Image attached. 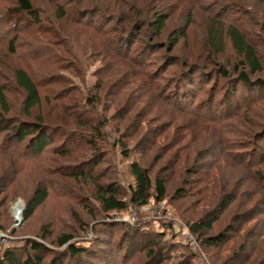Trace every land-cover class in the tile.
I'll use <instances>...</instances> for the list:
<instances>
[{"label":"rangeland","instance_id":"1","mask_svg":"<svg viewBox=\"0 0 264 264\" xmlns=\"http://www.w3.org/2000/svg\"><path fill=\"white\" fill-rule=\"evenodd\" d=\"M140 2L144 3L143 0ZM215 2L210 0L209 5L206 4L203 8H198L190 21L186 14L173 9L162 35L158 37L153 35L150 38L153 43L159 42V45L163 47L162 50L152 56L148 54V51H142L139 55L145 57L149 62L146 67L141 68L142 70L145 68L148 71L153 70L162 62L166 63L167 59H164L163 54L168 50L169 34L175 30L187 29V36L179 40L169 55L177 60H188L195 63L192 66L198 65V67L208 69H202V72H208L212 67L213 71L212 74L209 73L210 76L195 73L198 78L202 77V81L206 82L205 89H201L200 81L196 85L186 84L182 78L188 73L186 70L184 73L171 74L172 69L168 71L167 76L165 75L169 83L175 80L179 86L174 85L177 89L172 87L171 91L170 89L166 90L169 84L163 81L161 94L162 96L165 94V97L180 107L183 112H186L183 109H187L189 104L192 107V103L200 101L209 103V98L204 90L208 92L212 86L216 87L213 72L219 66L212 65V61L213 64L224 61L229 64V69H233L238 60L236 52L229 48L230 46L223 56H214L215 54L206 49L205 41L210 17L207 9L218 8L214 5ZM247 6L251 7L248 11L253 13L251 18L255 24L251 25L252 32L250 34L264 42V1L253 0ZM45 7L52 18L56 20L53 14L54 4L45 5ZM0 8L5 11V21L0 23V82L5 81V78L8 77L7 68L12 69L13 66L19 65L26 66L35 80L40 82L42 79L49 81L51 76L55 75L59 77L58 83L42 86L43 95L51 93L52 89L62 90L53 91L54 94L68 91L70 97H76V100H72L73 102L80 101L82 104H86L89 95H98V102L94 108L79 107L77 109L83 112V120H88V126L81 125L71 114L53 107L52 104L45 103L36 108L35 116L41 112L46 115L45 121L48 124L56 125V123L63 122L66 127L74 129L76 133L83 131L84 134H87L86 136H93V138H98L93 132L94 124L96 125V113L101 121L106 122L102 128L105 141L98 140L104 149V160L92 177H82L76 180L74 177L64 174L50 175L48 171V169L51 171V168L65 163L74 165L77 161H84V169L91 167L93 160L89 156L93 153H91L90 145H80L78 152L71 154L70 157L59 156L49 151L41 158L24 159L25 161L19 163L11 160L10 156L6 155L0 147V189L3 184L6 185V190L0 195V256L13 246L20 250L23 249L26 241L27 243L38 241L49 248L58 249L59 246L55 242L61 234H72L74 236L72 241L85 242L88 247H91L90 243H86V240L95 237L93 231L96 230L98 224L106 221L103 207L96 199L95 186L97 183L95 181L106 182L114 177L122 190L127 193L125 195L127 197L128 186L131 183L134 184V177L131 175L129 167L131 160L135 156L140 157L143 154L145 163L153 165L155 173L164 167V174L168 179V198L160 204L154 203L153 200L143 208L128 207L127 211L122 214L114 212L111 214L115 220L120 216L124 218L123 220L131 222H137L140 214H144L148 217V229L164 236V238L159 237L161 244L155 247V249L162 248V255L160 254L162 263L152 260L151 264H177L182 258L191 259L193 264H264V190L258 186L257 174L253 173V169L249 170L243 165L228 160L225 163L220 162L218 166L214 167V164L210 163L212 159L206 156L200 157L201 154L205 155V152L212 146L209 140L204 139L206 136L203 134V127L190 124L193 129L189 131L185 127L187 120L190 121L189 115L179 113V108H173L170 104L161 101L159 97L154 98L156 92L149 90L147 78L141 76L138 82L135 80L134 74H137L138 68L130 61L119 56L115 58L108 55L107 58H104L102 51L106 50L105 41L97 31L85 29L70 18L62 19L58 23L62 36L67 39L61 38L60 43L63 45L59 46L54 43L56 47L52 48L48 42L49 37L52 36L51 33L49 34L52 29L38 28L34 26L33 21L26 20L20 16L21 14L15 13L12 1L7 3L0 1ZM145 8L143 6V9ZM145 10H147L144 12L146 17L151 15L149 11L151 13L154 11L152 7L149 11L147 8ZM48 12H45L47 16ZM45 14L42 15L44 24L51 23L52 26L54 21L47 18ZM115 14L117 15L108 16L107 20L101 24V32L104 34L110 33V36H115L117 30L120 31L124 28L122 25L124 17L122 16V20L118 12ZM116 16H119L117 20ZM102 18H99V22ZM24 26L27 31L24 36H21L22 39L17 40L14 48L16 53H12L9 41L15 35V28L22 27L23 29ZM51 28L54 31L55 24ZM126 42L129 43V39L124 42L117 40L114 44L119 49L120 47L125 49ZM139 45L140 43L135 44L133 53L136 52ZM32 46H34V50L29 51L28 48L31 49ZM43 47H45L44 51ZM260 50L263 52L264 61L263 45H260ZM52 55L53 59H51ZM234 82L235 80H232L230 84ZM219 85L221 86V82ZM6 91L9 99L14 103L12 112L16 114L19 112L17 108L22 101V93L15 87H9ZM252 96L256 97V93ZM240 119L233 120L234 127L241 128L242 125L244 130L249 129L247 135H252L248 139L249 141L252 139V142H256L260 138H264V101L252 106ZM167 122H170L167 128L164 126L158 128L162 123L165 125ZM159 129L163 131L164 135L158 136L155 139L154 148L149 149L151 138L152 136L154 138L153 134ZM122 132L130 134V138L127 139L129 149L132 151L130 158L125 157L118 143ZM175 136H177V141L181 137L185 138L186 142L189 141L188 147L190 148L185 153H181L182 155L180 154L179 157L173 147ZM229 137L233 151L240 150L241 145H243V149L245 148L247 139L233 134ZM61 140L62 137H58L55 144H59ZM72 141L74 144L77 143L75 139ZM183 141L180 140L179 143H183ZM2 143L3 136H0V146ZM251 146L250 148H252ZM245 150L248 151L247 148ZM241 157L245 156L241 155ZM88 158L91 160H86ZM246 160L249 159L246 158ZM167 165L170 166L169 169ZM258 167L264 170V163L257 165ZM206 169H211L208 181H211L212 188L208 189L205 200L195 201L194 197L189 196L180 198L179 189H189L188 194H191L202 187L203 183H206L197 181L204 177L202 173ZM99 171H103L105 177L104 175L99 176ZM195 171L198 172V175L193 173ZM54 178L60 180L62 184L49 186L50 195L46 202L35 211L32 217L25 219L24 212L28 198L41 182H49ZM246 191H249L250 195L244 194ZM231 192H243V198L236 199L235 203L220 214L211 230H203L202 235L199 236L194 234L189 224L212 213L223 196ZM253 192H255L254 195ZM18 204H22L21 209L16 207ZM16 210L19 212L21 210V214L18 212L17 215ZM162 220H166L167 223H163ZM121 232L122 229H117L114 233L116 235L110 238L113 245L107 246L111 251L104 252L109 256L108 260L103 261L101 255H85L82 260H88L89 263L96 261L99 264H111L110 256L113 260L118 256L120 261L127 250L124 249L118 255L119 250L111 248L116 246ZM225 233L230 236L233 234L232 237H228L226 244L218 247L205 245L203 240L205 237L209 238ZM142 240L138 243L139 248L143 244ZM99 247L94 246L97 251H100ZM146 252L142 251L141 254L137 252V255H140H135L131 264H142V261L146 260ZM26 253L34 254L35 252L28 251V248L26 251H19L21 256H25ZM39 254L44 257L45 263L50 260V254L45 252ZM63 260L72 264H84L65 257Z\"/></svg>","mask_w":264,"mask_h":264},{"label":"trees","instance_id":"2","mask_svg":"<svg viewBox=\"0 0 264 264\" xmlns=\"http://www.w3.org/2000/svg\"><path fill=\"white\" fill-rule=\"evenodd\" d=\"M0 1H6V3L12 1L15 7L14 12L21 14L20 16H23L26 20L33 21L34 26L38 28L53 30L51 27L55 24V30L49 32L52 36L51 38L49 37L48 42L52 48L56 47L55 44L59 46L63 45L60 41L61 38L63 39L65 36H62V31L58 23V21L62 19L70 18L85 29L97 31L102 35L105 41L106 50L102 51L104 58H107L108 55L115 58L119 56L120 58L130 61L138 68L137 74H134L135 80L138 82L141 76L147 78L146 81L148 83H146L150 86L149 90L156 92L154 98L159 97L161 101L170 104L175 109H180V107L171 103L167 97H165V94L164 96L161 94L163 81L169 84L166 90L170 89L171 91L172 87H175L174 85L179 86L177 85V81L174 80L169 83V80L165 78L168 71L173 69L171 74L184 73L185 70L186 72L188 71L186 74L187 76H182L184 82L190 86L196 85L200 81L202 85V88L200 87L201 89H205L206 82L202 81V77L198 78L195 73H201V75L206 74L205 76H210V74H212L213 67L210 68L208 72H202V69H208L198 67V65L192 66L195 63H191L188 60H177L169 55V53L175 49L179 40L187 36L186 28L172 31L169 34L167 42L168 50L163 54L164 59H167L166 63L162 62L153 70L148 71L146 68L142 70L141 68L146 67L149 62L145 57L139 56L142 51H148V54L152 56L154 53L162 50L163 47L159 45L160 43H153V40H150V38L153 35L155 37L162 35L167 21L170 18L169 14L173 9L186 14L190 21L193 18L194 12L200 7L203 8L206 4L209 5L210 0H143L144 3H141L140 0ZM251 1L253 0H213V2H215L214 5L218 8L215 9V7H210L207 9L210 17L206 33V49L209 50L208 52L215 54L214 56H223L226 51L231 48L236 52L238 60L236 59L237 63L233 69H229V64H226L224 61H219L215 64H213L214 62L212 61V65L219 66L218 69L213 72L215 75L216 87L212 86L208 92L204 90L207 98H209V103L200 101L199 103H192V107H190L189 104L187 109H183L186 112H183L182 109L177 111L179 113L181 112V114L189 115L190 121L188 119L185 123V127L189 129V131L193 129L190 127V124L203 127L202 131L206 136L204 139L209 140L212 146L208 151L205 150V155L201 154L200 157L206 156L212 159L210 163L214 164V167L218 166L220 162L225 163L228 160L233 161V163H238L241 166L243 165L249 170L253 169V173L257 174L258 186L262 187L264 190V170H261L259 167L257 168V165L264 163V141L261 142L264 138H260L256 142H252V139L249 141L248 139L252 136L247 135L249 129H247V131L246 129L244 130L242 125L241 128L234 127L235 123L233 122V120H238V118L241 120L240 117L242 118L245 112H248L252 106L264 101V76H262L264 73V61L262 56L263 52L260 50V45L264 46V42L260 39L257 40L258 38H255L257 36L254 35V37H252L250 34L252 32V30H250L251 25H255L251 18L253 13L248 11L251 7L247 6L251 4ZM43 4H54L53 14L56 20L52 18ZM143 6H145L148 11L151 7L154 10L152 13L149 11L151 15H149V17L147 16L148 18L144 14L147 10H145L146 8L143 9ZM111 11L112 13H110ZM45 12H48L49 15L47 16ZM116 12H118L122 20V16L124 17L125 22L123 21L122 24L124 28L120 29V31L117 30L115 36H110V33L104 34L101 32V24L103 21L107 20L108 16L117 15L115 14ZM43 14L54 21L52 26L51 23L48 25L44 24L42 18ZM116 17L117 20L119 16ZM99 18H102L100 22ZM3 21H5V11L0 8V23ZM24 29L25 26L23 29L22 27L15 28V35L9 41V47L13 50L12 53H16L14 48L17 40L19 38L22 39L21 36H24L27 31ZM128 39L130 44L126 42L125 49H121V47L119 49V47L114 44L117 40L124 42L128 41ZM39 42H41V40H39ZM137 43H140V45L137 46L136 52L133 53V48ZM36 49L40 51L37 47ZM44 49L45 47L42 48L43 51ZM28 50L33 51L34 46H32L31 49L28 48ZM51 59H53V55ZM7 69L8 77L5 78V81L0 82V136H3V143L0 147L3 152L10 156L11 160L19 163L20 161H25L24 159L41 158L49 151L59 156L70 157L71 154L78 152V147L80 145H90L91 153H93L89 156L93 160V165L91 167L84 169V161H77L74 165L65 163L51 168V171L48 169V171L50 175L64 174L74 177L76 180L82 177L87 178L88 176H94L97 167L103 162L105 156L103 154L104 149H102V145L99 144L98 140L100 142L105 141V134L102 133V128L106 122L98 118V113L95 115L96 125L94 124L93 127L94 135H97L98 138H93V136H86L87 134H84L85 132L83 131L76 133L74 129L66 127L63 122L56 123V125L48 124L45 121L46 115L40 112L35 116L34 111L45 103L47 105L52 104L53 107L60 108L68 114H71L81 125L88 126V120H83V112L77 109L79 107L94 108L98 102V95H89L86 104H82L80 101L73 102L72 100H76V97H70V92L68 91L54 94L53 91L62 90L52 89L50 90L52 91L51 93L43 95L41 90L42 86L58 83L59 77L53 75L50 78L51 81L42 79L40 82L35 80L28 68L24 65H19L17 67L13 66L12 69ZM232 80H235V82L230 84ZM159 81L161 82L159 83ZM220 82L221 86L219 85ZM9 87H15L17 91L22 93V101L17 108L19 112H16V114L12 112L14 110V103L11 102L7 95L6 90ZM175 89L177 88L175 87ZM240 90L244 92L241 93ZM255 93L256 97H253L252 94ZM83 111H85V109ZM74 113L76 114L75 116ZM169 123L167 122L165 125L162 123L158 128H161V126L167 128ZM160 130L161 129L153 134L154 138L152 136L149 149L154 148L155 139H157L158 136L164 135L163 131ZM231 134L247 139L245 148H247L248 151L245 150V148L243 149V145L239 147L240 150L237 152L233 151L231 138L229 137ZM120 136V140H118L120 148L125 154V157L127 156V158H130L132 151L127 144V139L130 138V134L122 132ZM58 137H62V140L59 144H55ZM176 137L177 136H175L173 141V147L177 151V157H179L181 153H185L190 147H188L189 141L186 142L185 138L180 136L181 138H177L179 139L177 141ZM73 139H75L77 143L74 144L72 141ZM180 140H184L183 143H179ZM250 145H252V148H250ZM142 155L143 154H141L140 157L135 156V158L131 160L129 167L131 175L134 177V184L131 183L128 186L129 194L127 197H125L127 193L122 190L114 177V179L110 178L106 182L100 180L95 181L97 183L95 186L96 199H98L100 205L103 207L106 221L98 224L96 230L93 231L95 237L86 240V243H90L91 247H88V244H85V242L72 241L74 238L72 234H61L55 242V244L59 246L58 249L49 248L38 241H29L28 243L26 241L24 248L27 247L28 251H34V254L26 253L25 256H21L19 251H26L27 248L20 250L13 246V248H9L0 256V264H72L71 262L67 263L64 261V257L72 259L73 261L77 260L78 262H83L84 264H99L96 261H91L89 263L87 262L88 260L84 261L82 259L85 255H101L103 261L108 260L109 256L105 255L104 252L111 251L107 245H113L110 238L116 235L114 233L117 229H122V232L118 237L119 239L116 242V246L111 249L119 250L118 255H120L121 251L124 249L127 250V253L123 256L121 255L122 259L120 261L118 260V256H116L114 260L110 256L112 260L111 264H131L135 255H140L142 251H147L145 253L146 260L142 261V264H151L152 260L162 263L160 256L162 248L155 249V247L160 246V238H164V236H162L161 233H154L148 229L149 221L147 216L140 214L137 222H131L130 220H115L112 218L111 214L113 212L122 214L127 211L128 207L143 208L148 206L153 200L154 203L160 204L168 198V179L164 174V167L155 173L153 165L145 163V159ZM241 155L245 157H241ZM90 158L86 160L89 161L91 160ZM246 158L249 160H246ZM169 167L170 166L167 165L168 169ZM99 172V176L104 175L105 177L103 171ZM193 173L198 175L196 171ZM202 174L204 177L197 181H201L202 183L205 181L206 183H203L202 187L191 192V194H188L190 191L189 189H179L178 193L180 198H187L189 196L194 197L195 201L205 200L208 189L212 188L211 181H208L210 180L211 169H206ZM186 181L185 179V182ZM61 184L62 182L55 178L52 180L50 179L49 182H41L26 202L24 212L25 219L32 217L35 211L46 202L50 195L49 186H59ZM5 190L6 185L3 184L0 189V195ZM245 193L250 195L249 191L244 192V194ZM254 193L255 192H253V195ZM242 198L243 192H231L226 194L212 213L189 224L191 231L199 236L202 235L203 230H211L213 228V223L218 220L220 214L224 213L235 203L236 199ZM162 221L163 223H167L166 220ZM232 236H230V234L226 235L225 233L214 237H205L203 240L207 246L218 247L226 244L228 242V237ZM140 240L143 241V244L139 248L138 243H140ZM95 245L98 247L100 245V251L95 250ZM44 252L50 254V260H48L47 263H45L44 257L39 254ZM137 252L140 254L137 255ZM177 264L193 263L189 258H182Z\"/></svg>","mask_w":264,"mask_h":264},{"label":"bare ground","instance_id":"3","mask_svg":"<svg viewBox=\"0 0 264 264\" xmlns=\"http://www.w3.org/2000/svg\"><path fill=\"white\" fill-rule=\"evenodd\" d=\"M16 207H19V208L21 209V208H22V204H18ZM19 208H18V209H19ZM18 212H19V211H18V210H16V212H15V213L18 215ZM19 214H21V210H20Z\"/></svg>","mask_w":264,"mask_h":264},{"label":"built area","instance_id":"4","mask_svg":"<svg viewBox=\"0 0 264 264\" xmlns=\"http://www.w3.org/2000/svg\"><path fill=\"white\" fill-rule=\"evenodd\" d=\"M117 219H119V220H123L124 218L118 216ZM133 220H134V218H133Z\"/></svg>","mask_w":264,"mask_h":264}]
</instances>
